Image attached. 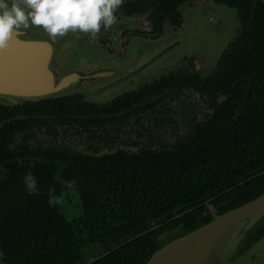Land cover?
I'll return each mask as SVG.
<instances>
[{"label": "flooded vegetation", "instance_id": "1", "mask_svg": "<svg viewBox=\"0 0 264 264\" xmlns=\"http://www.w3.org/2000/svg\"><path fill=\"white\" fill-rule=\"evenodd\" d=\"M243 1L241 9L238 0H123L110 28L94 35L74 32L73 63L85 73L105 67L107 81L119 80V92L100 101L75 91L0 102V220L13 209H41L54 188L51 206L78 241L79 264H94L135 237L111 242V229L130 224L113 197L99 206L94 222L99 229L90 228L73 171L86 159L96 164V173H106L98 168L110 167L111 158L184 157L195 142L203 151L208 146L216 159L235 155L241 164L227 173L240 178L257 173L159 225L151 222L147 231L200 208L211 219L225 213L219 211L230 203L221 198L238 189L228 201L262 193L264 178L249 183L264 175V144L245 135L264 127V90L261 101L250 92L264 85L255 56L264 49V9L255 14L256 0ZM211 134L212 142L206 143ZM27 172L35 175L39 195L26 194L22 177ZM260 239L244 242L230 264H264V252L242 260ZM0 264H8L2 247Z\"/></svg>", "mask_w": 264, "mask_h": 264}, {"label": "trees", "instance_id": "2", "mask_svg": "<svg viewBox=\"0 0 264 264\" xmlns=\"http://www.w3.org/2000/svg\"><path fill=\"white\" fill-rule=\"evenodd\" d=\"M238 4L243 9L244 1L238 0ZM263 9L260 0L253 2L255 14H260ZM257 16L262 17V15ZM255 56L260 57L257 70L263 71L264 74V49L256 50ZM253 64L255 65V62ZM257 87L254 85L250 92L259 99L264 85L260 89H256ZM250 115L252 116L251 113L247 116ZM259 127L250 128L259 133L245 135V138L258 139L264 144V127L262 125ZM213 137L214 135L211 134L204 140L210 143ZM206 148L207 151H203L198 142H195L187 148L188 152L183 155L184 157L175 156L168 160L150 156H141L136 160L124 159V157L111 158L110 167L98 168L108 169L106 173H96L94 168L97 167L96 164L86 159L82 167L73 171L90 228L99 229V225L94 223L99 218L98 213L102 211L99 206L107 197H113L121 210L129 216L130 224L118 225L111 229L109 233L115 235L111 242L118 244L135 237L131 242L94 264H145L157 248L208 223L211 215L205 212L204 208H200L177 218L163 228L139 236L150 228L151 222L159 225L257 173V171H248L249 173L242 178L227 173L233 169L235 163L241 164V161L235 155L227 159H222L220 155V158L216 159L215 153L208 151V146ZM263 166L264 163L261 164V167ZM262 178L264 175L249 184L252 185ZM238 192L239 189L221 198L230 204L219 212H227L228 209L238 207L261 194L244 193L231 202L228 201L229 198L239 195ZM263 224L264 220L248 235L245 243L264 235ZM163 236L165 238L162 240ZM0 247L8 264H79L81 262L78 241L70 237L68 226L63 223L57 210L49 203H44L41 209H13L10 215L0 220Z\"/></svg>", "mask_w": 264, "mask_h": 264}, {"label": "water", "instance_id": "3", "mask_svg": "<svg viewBox=\"0 0 264 264\" xmlns=\"http://www.w3.org/2000/svg\"><path fill=\"white\" fill-rule=\"evenodd\" d=\"M73 31L52 41L39 28L22 30L0 52V102L40 100L83 91L89 100H106L119 92V80L107 81L105 67L85 73L73 63ZM81 67V69H80ZM109 71V68L106 67ZM264 220V191L157 248L145 264H230L233 253ZM153 229L146 231V233ZM130 239L128 242H131ZM264 252V235L242 260Z\"/></svg>", "mask_w": 264, "mask_h": 264}, {"label": "clouds", "instance_id": "4", "mask_svg": "<svg viewBox=\"0 0 264 264\" xmlns=\"http://www.w3.org/2000/svg\"><path fill=\"white\" fill-rule=\"evenodd\" d=\"M123 0H0V52L9 47V41L22 30L42 29L52 41L70 30L96 34L116 23L115 11ZM25 192L39 195L35 175L27 172L22 177ZM55 189H48L49 204Z\"/></svg>", "mask_w": 264, "mask_h": 264}, {"label": "rangeland", "instance_id": "5", "mask_svg": "<svg viewBox=\"0 0 264 264\" xmlns=\"http://www.w3.org/2000/svg\"><path fill=\"white\" fill-rule=\"evenodd\" d=\"M75 44H76V41H75L74 45H75ZM237 250H238V249H237ZM237 250H236V251H237ZM235 253H236V252H235ZM235 253H233V254H235ZM228 261H230V259H229Z\"/></svg>", "mask_w": 264, "mask_h": 264}]
</instances>
